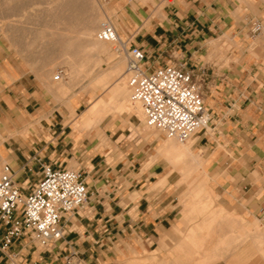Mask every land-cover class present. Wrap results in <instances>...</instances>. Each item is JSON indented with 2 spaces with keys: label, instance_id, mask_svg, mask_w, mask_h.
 Returning <instances> with one entry per match:
<instances>
[{
  "label": "crops",
  "instance_id": "crops-1",
  "mask_svg": "<svg viewBox=\"0 0 264 264\" xmlns=\"http://www.w3.org/2000/svg\"><path fill=\"white\" fill-rule=\"evenodd\" d=\"M107 1L121 39L145 52L147 70L172 62L205 69L212 120L190 148L205 161L204 193L191 192L199 179L183 178L188 162L165 154L163 137L137 112L103 119L115 110L103 98L89 107L85 94L62 98L43 70L0 46L1 171L9 165L29 188L42 163L79 169L90 190L63 215L66 232L51 252L23 253L34 264H65L73 252L83 264H264V30L252 31L264 26V0ZM227 39L230 52L209 61L214 43Z\"/></svg>",
  "mask_w": 264,
  "mask_h": 264
},
{
  "label": "built area",
  "instance_id": "built-area-1",
  "mask_svg": "<svg viewBox=\"0 0 264 264\" xmlns=\"http://www.w3.org/2000/svg\"><path fill=\"white\" fill-rule=\"evenodd\" d=\"M263 30L261 23H254V33ZM97 35L127 55L131 101L140 104L147 126L182 143L209 126L212 114L202 92L205 69L172 62L149 71L144 65L145 52L137 46L129 48L111 21H104ZM64 75L63 69L58 70L55 80ZM89 195L88 183L79 169L42 163L38 181L25 188L16 183L10 166L4 165L0 172V262L34 264L23 253L33 246L51 252L66 232L63 215L83 206ZM16 244L21 248L16 249ZM65 264L83 262L73 252L66 256Z\"/></svg>",
  "mask_w": 264,
  "mask_h": 264
},
{
  "label": "rangeland",
  "instance_id": "rangeland-1",
  "mask_svg": "<svg viewBox=\"0 0 264 264\" xmlns=\"http://www.w3.org/2000/svg\"><path fill=\"white\" fill-rule=\"evenodd\" d=\"M67 1L0 0V46L8 54H14L15 58H23L24 61L39 71L43 70L51 85L62 98L66 97L70 100L74 98L79 101L85 94L89 100L88 107L100 98L105 99L104 101L101 100L100 103L106 109L113 107L115 110L99 114L103 119L108 115L117 114L116 110L126 111L121 106L116 108V104L112 102L115 98L120 97L123 92H125L129 103L132 102L128 75L126 84H118V81L126 75L127 55L123 52H117L114 44L102 42L101 53L97 56L98 60L96 57L92 58L91 47L88 46L84 31L89 19L88 16L91 17L90 22L94 17L97 19L95 34L99 31L100 24L108 18L115 24V11L110 7L107 0H76L79 2L76 6L69 4L71 0ZM80 3L84 6L81 7ZM252 36L255 37V34L252 33ZM225 42L224 45L222 44L223 40L214 43L219 52L213 55L209 61L219 60L225 53L230 52L233 42L228 39ZM60 69L64 70L65 75L61 80H55V75ZM77 95H79L78 98ZM108 95H110L109 99H107ZM132 104L137 105L132 110L144 118L140 106L137 103L132 102ZM127 113L131 114L130 112ZM147 129L152 135L162 136L165 144L171 140L170 138H174L168 137L155 128L147 127ZM192 144L193 140H189L183 145H188L191 148ZM199 156L202 157L201 154ZM172 165L178 169L177 164L172 163ZM0 172H2L1 169ZM204 188L205 184L199 180L198 185L193 186L191 192L201 195L204 193ZM37 248L33 246V249ZM38 252H40V248H38ZM145 263L146 261L142 262V264Z\"/></svg>",
  "mask_w": 264,
  "mask_h": 264
},
{
  "label": "bare ground",
  "instance_id": "bare-ground-1",
  "mask_svg": "<svg viewBox=\"0 0 264 264\" xmlns=\"http://www.w3.org/2000/svg\"><path fill=\"white\" fill-rule=\"evenodd\" d=\"M67 1V0H65ZM40 2V1H39ZM62 2V0H61ZM90 2V1H89ZM64 3V2H63ZM68 3V1H67ZM78 1L76 0H71L69 2V4L73 5V6H76L78 5ZM81 4V7L84 6V4L80 3ZM79 4V5H80ZM64 5V4H63ZM57 6V5H56ZM62 7V6H61ZM16 8V7H15ZM60 8V7H59ZM71 8V7H70ZM85 8V7H84ZM9 9V8H8ZM80 10V9H79ZM10 11V10H8ZM7 11V12H8ZM12 11V10H11ZM77 12V11H76ZM80 13V12H79ZM78 14V13H77ZM100 14V13H99ZM12 15V14H11ZM89 15V14H88ZM9 16V15H8ZM66 16V15H65ZM84 16V14H83ZM5 18V17H4ZM89 19H91L90 16H88ZM72 19V18H71ZM89 19L87 20V25H86V29L84 30L85 31V36H86V41L88 42V46L91 47V55L93 56L92 58L96 57L97 59V56L99 55V53H101V49H102V45L103 43L102 42H108V41H102L98 38V32L97 34H95V24L97 22V19L96 17L93 18V20L90 22ZM109 21H111V19H107ZM71 21V20H70ZM106 21V20H105ZM73 22V21H72ZM104 22V21H103ZM102 22V23H103ZM112 22V21H111ZM102 23L100 24V27L102 25ZM113 23V22H112ZM79 25V24H78ZM69 43V42H68ZM111 43V42H109ZM73 44V43H71ZM111 44H114V43H111ZM117 51V49H116ZM88 52V51H87ZM119 52V51H117ZM87 54V53H86ZM86 60H89V59H86ZM98 60V59H97ZM91 64V63H90ZM117 64V63H116ZM114 65V64H113ZM83 66V65H82ZM91 66V65H90ZM87 67V65H86ZM89 67V66H88ZM75 68V67H74ZM74 68H73V71H74ZM91 69V68H90ZM89 69V71H90ZM81 70V69H80ZM86 70V68H85ZM84 70V71H85ZM79 71V70H78ZM83 71V70H82ZM111 71V70H110ZM117 72V71H116ZM119 73V72H118ZM125 73V72H124ZM107 74H110V73H107ZM114 74V73H113ZM127 75V74H126ZM126 78L127 76H124L121 78L120 81H118L119 83L118 84H126L125 81H126ZM124 88V87H123ZM122 91V89H120ZM125 93V92H124ZM108 98V97H107ZM105 99H103L102 101H104ZM107 102V100H106ZM98 103V102H97ZM106 104V103H105ZM131 103H129V100L127 98V96L124 94V99H123V102H122V105L121 107L123 109H126V110H129L131 111L133 108L137 107V105H131ZM138 104V103H137ZM140 106V104H138ZM97 104H94L92 107H91V113L95 112V110L97 109ZM141 108V106H140ZM100 109V107H99ZM141 111H142V108H141ZM143 113V112H142ZM178 141L177 139L175 138H171V140L169 142H167L164 146H163V150L166 152L165 154H167L169 157H171L172 159H174L176 162L180 163L181 161H185L188 162L185 167H182V173H183V178L188 180L189 182H194L196 181L197 179H199L200 181H202L204 184L205 182L207 181V178L205 176H203L201 174V171H200V167H202L203 163L205 162L204 159L202 157H200L198 154H195L192 152V150L190 149V146L188 145H183L184 143ZM201 178V179H200Z\"/></svg>",
  "mask_w": 264,
  "mask_h": 264
}]
</instances>
